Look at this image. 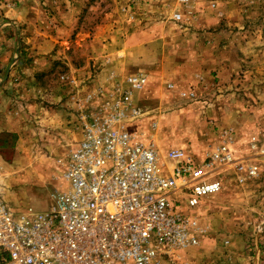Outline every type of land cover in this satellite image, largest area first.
Masks as SVG:
<instances>
[{"label":"rangeland","instance_id":"1","mask_svg":"<svg viewBox=\"0 0 264 264\" xmlns=\"http://www.w3.org/2000/svg\"><path fill=\"white\" fill-rule=\"evenodd\" d=\"M224 1L232 7L228 19L217 11ZM7 5L20 8L26 18L16 25V56L5 78V108L17 131L0 134V191L16 214L49 210L60 154L46 146L56 142L59 131H38L37 117L72 113L73 122L78 104L72 97L110 91L127 75L142 73L146 84L134 103L143 116L133 122L142 124L132 133L154 146L164 174L172 165L170 150L200 156L222 140L221 132L231 130L234 136V105L218 101L219 95L227 99L235 85L247 82L255 98L264 85V0H189L186 5L177 0H11ZM176 13L181 20L173 18ZM218 49L237 52L241 70L220 77ZM254 131L261 137L264 122ZM66 139L71 145L77 135ZM240 156L246 153L235 158ZM252 164L259 167L258 178L225 169L222 193L202 204L222 226L219 242L239 237L234 248L224 243L218 250L227 264L236 246L261 241L264 162ZM36 180L40 186L32 185ZM174 254L152 264H189ZM247 254L254 258V251Z\"/></svg>","mask_w":264,"mask_h":264},{"label":"built area","instance_id":"2","mask_svg":"<svg viewBox=\"0 0 264 264\" xmlns=\"http://www.w3.org/2000/svg\"><path fill=\"white\" fill-rule=\"evenodd\" d=\"M145 84L137 72L110 91L71 98L79 140L56 162L60 185L49 210L16 214L0 191V264H152L208 236L194 212L223 190V170L260 176L257 165L235 158L231 130L199 159L170 150L162 174L154 146L128 129L143 116L134 95ZM249 145L264 155V132Z\"/></svg>","mask_w":264,"mask_h":264},{"label":"crops","instance_id":"3","mask_svg":"<svg viewBox=\"0 0 264 264\" xmlns=\"http://www.w3.org/2000/svg\"><path fill=\"white\" fill-rule=\"evenodd\" d=\"M8 1L9 0H0V134H11L17 131L15 130L16 127L12 126L10 119L7 116V108H5L8 103V99L7 97H5V95L7 94V86L9 84L8 80L6 81L5 78L9 70V66L16 56V25L24 23L26 19L22 10L20 8H17L16 6L11 8L7 5L11 3V0L9 2ZM231 8L232 7L230 3L224 1L221 2V7H219L217 11L220 16L224 17L225 19H228ZM218 36L221 37L220 34ZM218 51L220 52V55L223 54V56L221 57L217 56L218 60L216 62V66L219 69L220 77L224 74H230L229 77H231L234 72L241 70L242 60L240 59V57H238L237 52H234L233 54L232 52H229L226 55L224 54V52L221 51V49H218ZM10 76L12 77V73ZM250 88L251 87L248 86L247 82L239 83L238 87L237 85L234 86V93H230L227 96V99H224V97L220 95L217 99L218 101H222L223 103H229L230 106L234 105V109H231V113H234V122H231V125L235 130L232 144V150L235 157L238 154L246 153V156H240L237 159L249 163H258L259 161L263 163L264 156L258 155L256 152L252 151L250 149L249 141L250 137L255 134V124L260 123V125H263L264 122V85L258 89L255 98L253 97V93H248V89ZM140 94L141 92L139 93V95ZM135 98L136 97H134V101ZM254 99H256V101L258 100L259 103L254 102L255 105L252 104L251 101H254ZM71 104L72 102L68 103V105H70L69 109L72 110ZM37 118L38 131L41 130L42 133H45L48 129H58L59 138H55L56 142L53 145H47L46 147H48L49 150L53 149L54 152H59L60 155L57 157V160L63 159V157L66 156L67 151L70 149V147L73 146L74 143L79 140V135L73 132L71 128L72 113L59 114L57 112H50V114H48V116L46 117L41 116ZM141 124L142 122L135 123V127L130 126L129 131L131 133L134 130L138 131ZM72 132L77 135V139L73 144L70 145L69 143L67 144V142L65 141L67 140L66 137H68L69 134H72ZM203 154L204 153H202L200 156L193 157L199 159L202 158ZM57 160L54 162L55 173L53 174V176L55 177V183L57 181V184H55V187L57 185L56 189L59 188V177L61 174V168L56 163ZM28 179L31 180L30 178ZM30 183L34 182L32 181ZM32 185L40 186L38 180H36L35 184ZM221 193L222 191L217 195H220ZM204 207L205 205L198 208L194 212V214L200 219L201 224L207 227L208 236L203 239L198 246L185 251H176L174 255L180 256L181 261L188 262L189 264H227L225 262V259L218 258V250L222 249V244L224 245V243L227 244L226 247L229 246L230 248V245L231 247L233 245L234 248V244L240 242L239 239H237L239 237H234L233 235L231 237H228L226 241H222V243L219 242V240L223 238V235H219L218 233L220 231L219 228H221L222 226L217 224L218 218L215 217V215H210V212L204 210ZM263 221L264 218L261 222ZM260 239L261 241L258 242L254 238L253 245L251 247H248L246 243L241 245L240 247L236 246V248L238 249L237 254L234 251H229V258L232 264H234V261H236L237 264H264V227ZM241 251H243L244 253ZM248 251H254V258L249 257V255L247 254ZM243 254H245L246 257H243ZM235 255L236 257L234 258ZM218 259H220V261H218Z\"/></svg>","mask_w":264,"mask_h":264},{"label":"water","instance_id":"4","mask_svg":"<svg viewBox=\"0 0 264 264\" xmlns=\"http://www.w3.org/2000/svg\"><path fill=\"white\" fill-rule=\"evenodd\" d=\"M7 75V74H6Z\"/></svg>","mask_w":264,"mask_h":264}]
</instances>
